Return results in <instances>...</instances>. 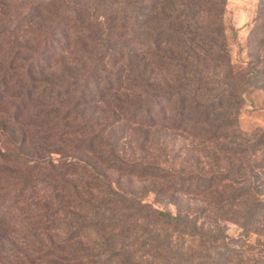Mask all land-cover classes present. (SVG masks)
I'll return each mask as SVG.
<instances>
[{
    "label": "trees",
    "instance_id": "trees-1",
    "mask_svg": "<svg viewBox=\"0 0 264 264\" xmlns=\"http://www.w3.org/2000/svg\"><path fill=\"white\" fill-rule=\"evenodd\" d=\"M103 1L107 2L0 0V161L13 168L31 162L20 146L26 138L41 135L49 145L65 141L68 144L62 149L91 156L72 158L74 162L45 176L92 181L80 185L63 182L62 190L70 189L74 207L87 206L98 213L103 205H109L90 228L107 235L104 246H97L102 251L90 254L72 250L61 254V261L69 263L94 255L97 264H137L131 254L116 246V239L122 242L131 235L143 237L137 230L140 221H145L151 230L140 244L152 247L159 241L160 229L182 228L184 218L142 198L111 190L98 173V165L126 176L156 180L174 179L176 174L125 161L106 140V132L119 124L146 130H198L215 119L226 93L230 99L237 96L220 86L216 70H210L211 63L229 67L227 52L216 41L223 28L204 30L195 19L199 12L218 10V16L222 14V0H132L126 10L101 12ZM166 5L173 13L165 25L154 22L158 15L139 23L142 11L160 14L158 10ZM258 6V17H264V0H258ZM45 13L52 14L53 19L33 29L32 22ZM21 37L28 42L19 43ZM29 42H34V47L28 46ZM171 42L176 52L166 55L163 48ZM66 54L74 56L70 72L51 76L50 71ZM157 71L175 72V83L156 86ZM97 105L110 112L111 118L103 124L93 121L92 116L85 118L87 109ZM57 144L53 152L60 149ZM42 180H29L28 184L34 187ZM84 189H95L108 198L88 204L81 196ZM93 199L89 194L88 201ZM131 217L134 222H126ZM82 229L81 224L70 227L67 240L83 238Z\"/></svg>",
    "mask_w": 264,
    "mask_h": 264
},
{
    "label": "rangeland",
    "instance_id": "rangeland-1",
    "mask_svg": "<svg viewBox=\"0 0 264 264\" xmlns=\"http://www.w3.org/2000/svg\"><path fill=\"white\" fill-rule=\"evenodd\" d=\"M115 1H103L100 11L126 10L132 0ZM222 1V14L218 16V10L199 12L195 19L204 30L223 28L216 41L227 52L229 67L211 63L210 70H216L220 86L228 87L237 97L230 99L226 93L215 119L198 130H146L119 124L106 132V140L125 161L176 174L175 180H156L126 176L98 165V173L111 190L142 198L184 218L182 228L160 229L159 241L152 247L140 244L151 230L145 221H140L137 230L143 237L131 235L122 242L116 239V246L131 254L137 264H264V17L257 15L258 0ZM159 10L160 14L142 11L139 23L158 15L154 22L165 25L173 12L168 5ZM52 19V14H43L32 22L33 29ZM18 42L28 40L21 37ZM171 43L163 48L166 55L176 52ZM28 46L34 47V42ZM72 58L62 56L51 76L70 72ZM160 71L154 75L156 86L175 83V72ZM90 116L100 124L111 118L110 112L99 105L87 109L85 118ZM44 136L28 137L21 144V151L30 155L31 162L13 168L0 161V264H97L94 255L63 263L61 254L79 249L90 254L102 251L107 235L90 228L109 205H103L98 213L85 205L82 209L74 207L75 199L70 189L62 190L63 182L80 185L88 181L79 177L45 179L50 170L74 162L72 158L91 156L62 149L68 144L65 141L53 152L57 143L49 145L42 140ZM48 149L52 153H46ZM29 180L42 181L30 187ZM54 183L56 187L52 188ZM82 192L88 204L108 198L95 189ZM89 194L93 200L88 201ZM76 224L83 226V238L67 240L69 228ZM161 238L169 245L161 243Z\"/></svg>",
    "mask_w": 264,
    "mask_h": 264
}]
</instances>
